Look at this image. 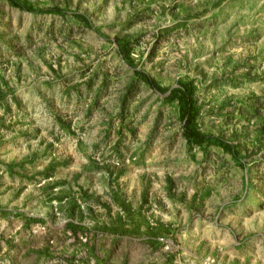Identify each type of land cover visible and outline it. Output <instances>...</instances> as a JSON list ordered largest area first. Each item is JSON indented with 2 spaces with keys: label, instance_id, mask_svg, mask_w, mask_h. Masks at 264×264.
Masks as SVG:
<instances>
[{
  "label": "rangeland",
  "instance_id": "obj_1",
  "mask_svg": "<svg viewBox=\"0 0 264 264\" xmlns=\"http://www.w3.org/2000/svg\"><path fill=\"white\" fill-rule=\"evenodd\" d=\"M26 1L61 11L0 0V264H264V0Z\"/></svg>",
  "mask_w": 264,
  "mask_h": 264
},
{
  "label": "trees",
  "instance_id": "obj_2",
  "mask_svg": "<svg viewBox=\"0 0 264 264\" xmlns=\"http://www.w3.org/2000/svg\"><path fill=\"white\" fill-rule=\"evenodd\" d=\"M14 6L28 10L40 12L61 11L58 8H37L26 0H9ZM76 17L90 25V21L85 14L77 13ZM119 51L126 62L132 66L135 73L152 89L164 95L168 102L177 101L179 106V118L182 122L183 134L191 142L199 146L218 145L229 152L234 160L243 165L240 147L220 136L212 135L202 131L196 123L199 115V107L195 98V85L191 79L181 78L174 86H163L159 81L147 71L134 65L126 42L116 39Z\"/></svg>",
  "mask_w": 264,
  "mask_h": 264
}]
</instances>
